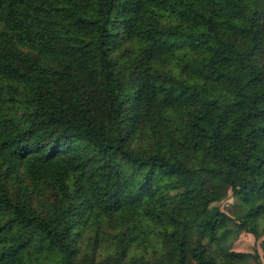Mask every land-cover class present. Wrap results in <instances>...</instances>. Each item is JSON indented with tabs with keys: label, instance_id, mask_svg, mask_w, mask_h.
Segmentation results:
<instances>
[{
	"label": "trees",
	"instance_id": "16d2710c",
	"mask_svg": "<svg viewBox=\"0 0 264 264\" xmlns=\"http://www.w3.org/2000/svg\"><path fill=\"white\" fill-rule=\"evenodd\" d=\"M223 187L258 238L264 0H0V264H264Z\"/></svg>",
	"mask_w": 264,
	"mask_h": 264
},
{
	"label": "rangeland",
	"instance_id": "374dc122",
	"mask_svg": "<svg viewBox=\"0 0 264 264\" xmlns=\"http://www.w3.org/2000/svg\"><path fill=\"white\" fill-rule=\"evenodd\" d=\"M222 192V198L213 203L216 204L218 208L229 217L227 219H224L221 225L215 231L216 234L224 232L221 238V244L226 248L235 251L252 252L254 249H256L258 251L259 259L264 261L260 244V240L264 238V232L258 238L254 239L250 233L245 231H238L236 225L233 223V219H231L230 216V210L232 209V198L229 195L230 190L227 187H223ZM47 196L48 189H44L43 194L35 193L36 199H33L32 203L34 204V206L37 205L36 202L38 201L46 203L50 200V198ZM249 264L254 263L250 262Z\"/></svg>",
	"mask_w": 264,
	"mask_h": 264
}]
</instances>
